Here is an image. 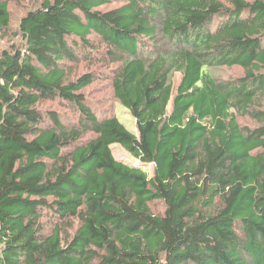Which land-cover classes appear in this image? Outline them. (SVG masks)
<instances>
[{"label":"trees","instance_id":"trees-1","mask_svg":"<svg viewBox=\"0 0 264 264\" xmlns=\"http://www.w3.org/2000/svg\"><path fill=\"white\" fill-rule=\"evenodd\" d=\"M9 3L0 264H264V0H42L6 43ZM98 78L137 133L90 106Z\"/></svg>","mask_w":264,"mask_h":264},{"label":"rangeland","instance_id":"rangeland-1","mask_svg":"<svg viewBox=\"0 0 264 264\" xmlns=\"http://www.w3.org/2000/svg\"><path fill=\"white\" fill-rule=\"evenodd\" d=\"M42 0H10L9 8L12 14V26L10 31V36L7 39L6 43L15 41L14 34H16L17 25L20 19L29 11L30 9L36 8ZM100 66V65H98ZM83 68V66H82ZM211 73L219 80H233L243 75V70L241 67H219L212 68ZM181 75L178 73L175 75L173 84L168 88L167 92L170 100H172L173 95L176 92V88L180 82ZM86 96L88 98L90 106L98 114L99 117H102L107 113L117 114L121 120L127 125L128 129L132 132L137 133L136 123L134 118L130 113L120 105L115 99L112 88L109 81H105L103 78H98L95 83L87 87L85 90ZM66 106V105H65ZM44 110H56L60 112L61 118L65 125L75 126L78 124V114L75 113L72 109L64 107L59 101L47 102L41 106ZM171 108V106H170ZM239 121L242 126L253 127L256 122L249 116H239ZM112 151L114 156L123 162H126L133 166L143 167L144 165L136 161L127 151H125L119 145H113ZM149 168L150 173L152 172L153 166ZM146 169V168H145ZM153 208L156 212L163 213L165 207L163 203L153 204Z\"/></svg>","mask_w":264,"mask_h":264}]
</instances>
